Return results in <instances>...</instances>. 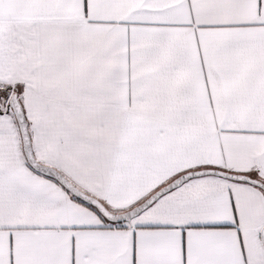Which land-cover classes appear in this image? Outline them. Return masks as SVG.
Listing matches in <instances>:
<instances>
[{
    "label": "snow or ice",
    "instance_id": "obj_1",
    "mask_svg": "<svg viewBox=\"0 0 264 264\" xmlns=\"http://www.w3.org/2000/svg\"><path fill=\"white\" fill-rule=\"evenodd\" d=\"M0 264H264V0H0Z\"/></svg>",
    "mask_w": 264,
    "mask_h": 264
}]
</instances>
